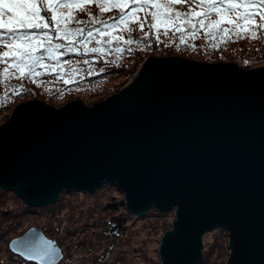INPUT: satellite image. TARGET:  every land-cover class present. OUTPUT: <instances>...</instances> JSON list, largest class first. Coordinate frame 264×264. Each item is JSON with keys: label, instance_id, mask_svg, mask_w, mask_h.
<instances>
[{"label": "water", "instance_id": "95a60500", "mask_svg": "<svg viewBox=\"0 0 264 264\" xmlns=\"http://www.w3.org/2000/svg\"><path fill=\"white\" fill-rule=\"evenodd\" d=\"M107 184L135 216L175 208L161 264H201L205 234L216 230L228 233L225 264H264V65L152 55L93 106L35 98L0 125V189L26 205ZM9 249L37 264L64 255L35 226Z\"/></svg>", "mask_w": 264, "mask_h": 264}, {"label": "rangeland", "instance_id": "374dc122", "mask_svg": "<svg viewBox=\"0 0 264 264\" xmlns=\"http://www.w3.org/2000/svg\"><path fill=\"white\" fill-rule=\"evenodd\" d=\"M63 1L0 0V27L30 19H34L31 22L35 24L40 21L35 13ZM88 15L87 10L77 16L86 19L85 23L92 22L93 16ZM113 23L110 21L100 28L89 29L87 38L85 31H81L79 37L72 35L71 41L75 42L64 45L65 49H74L80 56L64 57L63 50H49L38 58L44 47L42 38L29 41L22 50L5 52L0 49V125L9 120L14 107L35 98L56 108L72 100L93 106L119 93L130 82L139 64L152 55H181L209 63H238L243 69L264 65V35L255 33L249 38L256 41L239 44L211 43L203 35L199 40H188L189 43L184 44L183 41L176 42L174 35H170L172 28H180L175 20L158 21L153 29L146 24ZM58 27L60 29L63 24ZM60 33L67 34L66 31ZM189 35L191 33L185 34ZM64 40L69 43V39ZM48 41L59 44L53 37ZM164 48L170 49L162 50ZM173 48L185 51L179 53ZM5 57L7 60L3 59ZM6 192L4 199L0 197V264H35L9 249L10 239L22 235L31 226L42 228L48 237L60 240V245L57 244L64 255L58 264H161V239L172 229L175 219V209L163 215L154 211H148L142 217L127 214L125 234L113 236L112 219L125 211L121 203L124 193L115 186H104L92 195L71 191L62 195L59 206L45 208H29L21 198ZM109 202H118L121 207L114 212L108 208ZM2 210L9 212L5 215ZM228 242L225 230L205 234L203 264H225L231 250ZM103 255L104 259L101 258Z\"/></svg>", "mask_w": 264, "mask_h": 264}, {"label": "trees", "instance_id": "16d2710c", "mask_svg": "<svg viewBox=\"0 0 264 264\" xmlns=\"http://www.w3.org/2000/svg\"><path fill=\"white\" fill-rule=\"evenodd\" d=\"M87 10L89 12L88 17L90 15L93 17L92 22L85 23L86 19L81 20L77 15ZM34 16L39 17L40 20L35 24L31 22L34 19H30L29 21L13 22L10 27H0V49L5 52L12 49L22 50L27 47L29 41L42 38L44 47L40 50L41 53L38 58L50 52L49 50H52V52L63 50L65 51L64 57H67V55L80 56L74 49H65L64 45L75 42L71 41L73 39L72 35L79 37L81 31H85L84 35L87 38L89 29L100 28L99 26L102 27L104 23L110 21L115 22L113 24L119 23L130 26L146 24L153 29L158 21L164 19L175 20L177 24H180V28H172L170 35H174L173 38L176 42L183 41L184 44L189 43L188 40H199L203 35L211 43L228 41V43L234 42L237 44L256 41L257 39L249 38L255 33L264 35V0H64L62 4H58L53 8L49 7L47 10L35 13ZM60 24H63V27L59 29L60 26L58 27V25ZM62 31H66L67 34H61ZM187 33H191V35L185 36ZM51 37L58 39L59 44L49 42L48 39ZM66 38L69 39V43L65 42L64 39ZM166 49L170 48L162 50ZM173 50L179 51V53L185 51L178 48H173ZM7 58L10 62L12 61L10 56ZM7 58L3 59L7 60ZM103 187L100 189H103ZM116 189L119 190L117 187ZM0 191L2 193L0 197L4 199L8 194L6 192L8 190L0 189ZM8 192H12L16 198H21L13 191ZM66 193L69 192L61 193L56 202L43 208L50 205L59 206L62 202V195ZM121 203L125 211L121 213V216L112 219L114 225L111 228V234L113 236L125 234L129 217L135 216L127 210L124 200ZM120 207L118 202H109L108 204V208L114 212L118 211ZM149 211L157 212L159 215L169 212L156 209H150ZM6 212V210H2L5 215ZM127 214L130 216L128 217ZM225 233L228 235L226 230ZM45 234L47 235L46 232ZM59 241H57L58 244ZM101 258L104 259V255Z\"/></svg>", "mask_w": 264, "mask_h": 264}]
</instances>
